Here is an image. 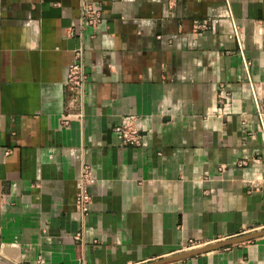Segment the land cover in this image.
I'll return each mask as SVG.
<instances>
[{"label": "crops", "instance_id": "1", "mask_svg": "<svg viewBox=\"0 0 264 264\" xmlns=\"http://www.w3.org/2000/svg\"><path fill=\"white\" fill-rule=\"evenodd\" d=\"M81 1L0 0V264H146L263 228L264 0H87L101 22L68 36ZM128 114L139 146L112 131ZM163 264H264V236Z\"/></svg>", "mask_w": 264, "mask_h": 264}, {"label": "built area", "instance_id": "2", "mask_svg": "<svg viewBox=\"0 0 264 264\" xmlns=\"http://www.w3.org/2000/svg\"><path fill=\"white\" fill-rule=\"evenodd\" d=\"M102 20L99 9L92 2L82 0L79 7V17L76 27H70L66 30V35L73 36L76 31L79 35L82 34L84 28H90L94 32ZM204 25V24H200ZM91 37L93 34L90 35ZM84 49L83 46L74 50L73 59L67 65L65 85L72 93V101L77 98H82L84 95V87L87 79L85 65L83 61ZM227 102V101H226ZM261 108L264 106L261 103ZM114 135L120 140L123 145L139 146L143 141V133L140 125L138 124L137 117L132 114L120 117L119 121L112 126ZM86 199L87 194H80L78 197V212L84 216L86 213ZM203 246L195 240H188L182 247L183 251L191 250ZM41 262V261H40ZM35 264H40L36 261Z\"/></svg>", "mask_w": 264, "mask_h": 264}, {"label": "water", "instance_id": "3", "mask_svg": "<svg viewBox=\"0 0 264 264\" xmlns=\"http://www.w3.org/2000/svg\"><path fill=\"white\" fill-rule=\"evenodd\" d=\"M259 236H264V229L254 230V231H251V232H248V233L236 236V237H231V238L223 239L220 241L208 243L206 245H203V246L191 249V250L183 251L181 253H178V254H175V255H172V256L157 260V261L146 263V264H163L169 261L179 260V259H183V258L190 257L193 255H197L203 252H207L210 250L218 249L223 246H228V245L244 242L247 240H251Z\"/></svg>", "mask_w": 264, "mask_h": 264}, {"label": "rangeland", "instance_id": "4", "mask_svg": "<svg viewBox=\"0 0 264 264\" xmlns=\"http://www.w3.org/2000/svg\"><path fill=\"white\" fill-rule=\"evenodd\" d=\"M262 229H264V227L263 228H261V229H257V230H262ZM254 231V230H253Z\"/></svg>", "mask_w": 264, "mask_h": 264}]
</instances>
